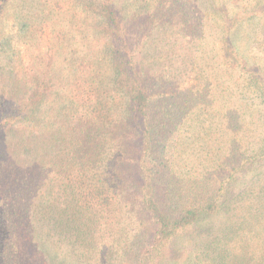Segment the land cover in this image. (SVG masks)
<instances>
[{
  "label": "trees",
  "instance_id": "1",
  "mask_svg": "<svg viewBox=\"0 0 264 264\" xmlns=\"http://www.w3.org/2000/svg\"><path fill=\"white\" fill-rule=\"evenodd\" d=\"M69 257L264 264V0H0V264Z\"/></svg>",
  "mask_w": 264,
  "mask_h": 264
},
{
  "label": "rangeland",
  "instance_id": "2",
  "mask_svg": "<svg viewBox=\"0 0 264 264\" xmlns=\"http://www.w3.org/2000/svg\"><path fill=\"white\" fill-rule=\"evenodd\" d=\"M153 48H154V47H153ZM8 128H12V129H10V132H11V133H15V132H17L18 128H25V126H23V125H21V126H15V125H12V126H10V127H8ZM177 242H178V241H176L175 244H172L171 246H169V248H168V250H169V254L172 253V252H174L173 250L178 246V243H177ZM186 248H188V247H187V244H186V247H184V249H186ZM69 251H70V250H69ZM53 256H56V255L54 254ZM61 260H62L63 262H65V263H66V261H69L70 264H75L74 262H72L71 257H69L68 259H67V258H61ZM58 262H61V261H58Z\"/></svg>",
  "mask_w": 264,
  "mask_h": 264
}]
</instances>
